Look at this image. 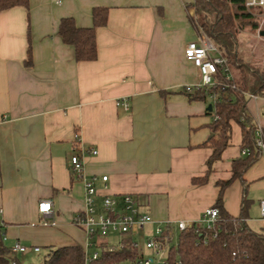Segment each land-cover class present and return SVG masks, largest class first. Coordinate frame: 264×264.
<instances>
[{"label":"crops","instance_id":"1","mask_svg":"<svg viewBox=\"0 0 264 264\" xmlns=\"http://www.w3.org/2000/svg\"><path fill=\"white\" fill-rule=\"evenodd\" d=\"M95 8L107 10L106 25L95 30L96 59L76 61L58 25L71 18L91 28ZM194 17L193 0H29L28 10L0 12V222L8 247L86 243L72 224L84 208L83 185L69 171L74 153L83 156L84 174L98 178V201L133 196L153 219L148 232L197 223L214 207L215 183L229 180L232 163L245 156L233 122L207 182L192 183L206 174L211 149L203 144L212 135L210 102L184 93L199 82L184 58L186 45L202 39ZM246 109L263 128L264 97H247ZM243 180L224 189L223 209L236 218L244 207L247 224L264 221V153ZM42 201L51 202L57 227L39 224Z\"/></svg>","mask_w":264,"mask_h":264},{"label":"trees","instance_id":"2","mask_svg":"<svg viewBox=\"0 0 264 264\" xmlns=\"http://www.w3.org/2000/svg\"><path fill=\"white\" fill-rule=\"evenodd\" d=\"M15 7L28 10L29 0H0V12ZM193 8L195 29L202 30L226 59L232 79L226 80L225 74L219 73L211 87L194 88L189 93L184 90L189 101H209L212 108L208 113L212 137L203 144L211 149L206 161V174L193 179L192 183L200 185L207 182L213 164L221 159L222 152L230 145L233 122L241 129L242 148L247 150V154L232 163L229 180L215 183L219 194L214 205L218 210L214 229L207 231L192 227L178 233L176 246H170L169 264H264V230L257 233L249 228L246 208L243 207L239 217L234 218L222 206L224 189L234 180L244 183V172L261 155L255 146L256 124L246 109V99L249 95L264 97V70L245 63L238 54L240 33L244 30L255 32L258 24L245 8L244 0H193ZM91 16V28H78L71 18L62 19L58 25L57 33L64 44L73 48L76 61L96 59L95 30L106 25L107 10L95 8ZM27 53L30 56L29 49ZM262 133L264 137V127ZM135 259V251L120 250L101 252L98 259L85 263L82 247L73 243L50 248L42 264H135ZM23 263L12 254L11 247L5 245L0 231V264Z\"/></svg>","mask_w":264,"mask_h":264},{"label":"built area","instance_id":"3","mask_svg":"<svg viewBox=\"0 0 264 264\" xmlns=\"http://www.w3.org/2000/svg\"><path fill=\"white\" fill-rule=\"evenodd\" d=\"M244 6L248 12L252 10L261 11L264 8V0H244ZM260 32L261 28L259 27L258 36H260ZM201 38L199 42L188 43L184 49L185 60L197 70L199 75V82L195 86L184 88L187 93L194 88L213 86L215 76L219 73L225 74L226 80L232 79L226 59L202 34ZM262 68L264 70V64ZM247 97L254 96L249 95ZM118 104L125 110L128 109L125 100L119 101ZM254 141L258 151L261 154L264 153L262 128L257 124ZM89 153L96 155L97 151L91 150ZM241 154L246 156L247 150L242 148ZM83 168V156L80 153H74L69 160V171L83 185L84 208L73 217L72 224L81 230L87 239L82 247L85 263L98 259L101 252L113 253L120 250H131L136 252L135 264H169L170 246H176L178 233L188 231L192 227L204 228L207 231L214 229L218 210L211 207L204 211L197 223L189 224L185 221H179L174 229L169 223H166L157 225L152 231L148 232L147 228L153 223V219L148 214L140 213L138 203L133 196L128 194L119 196L104 195L99 202V194L96 188L98 178L86 176ZM101 180L106 182L107 177L104 176ZM38 211L42 214L39 223L41 226L57 227L50 201H42L39 204ZM259 215L264 220V200L259 202ZM4 230L5 226L0 222L3 241H5ZM109 233L115 235L116 240L108 236ZM165 233H168V235H165ZM98 238L103 239L97 240ZM11 252L15 256H27L32 253H39L40 248L24 246L19 242H15L11 247Z\"/></svg>","mask_w":264,"mask_h":264},{"label":"rangeland","instance_id":"4","mask_svg":"<svg viewBox=\"0 0 264 264\" xmlns=\"http://www.w3.org/2000/svg\"><path fill=\"white\" fill-rule=\"evenodd\" d=\"M250 13L257 21V29L255 32L244 30L240 33L238 44L241 54L239 55L245 62H247L251 66L263 69L261 65L264 63V36H258L257 31L260 27L261 31L264 32V22H262L264 20V8L261 11L252 10ZM201 34L203 35L202 32ZM248 226L252 231L260 233L262 231L261 226H264V221H250L248 222ZM108 236L116 240L115 235L109 233ZM102 239L103 238H98L97 240ZM5 245L8 246V244ZM49 249V247L43 246L41 247L39 253H32L27 255L23 262H26L27 264H42L44 257L48 254Z\"/></svg>","mask_w":264,"mask_h":264},{"label":"water","instance_id":"5","mask_svg":"<svg viewBox=\"0 0 264 264\" xmlns=\"http://www.w3.org/2000/svg\"><path fill=\"white\" fill-rule=\"evenodd\" d=\"M207 110L210 112L212 110L211 106H208ZM212 137V135H211ZM23 264H27L26 262H24Z\"/></svg>","mask_w":264,"mask_h":264}]
</instances>
